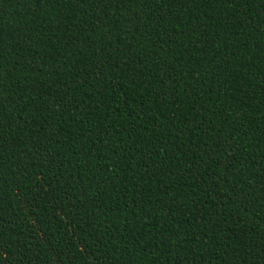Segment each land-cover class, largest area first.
<instances>
[{
  "label": "trees",
  "instance_id": "obj_1",
  "mask_svg": "<svg viewBox=\"0 0 264 264\" xmlns=\"http://www.w3.org/2000/svg\"><path fill=\"white\" fill-rule=\"evenodd\" d=\"M0 264H264V0H0Z\"/></svg>",
  "mask_w": 264,
  "mask_h": 264
}]
</instances>
